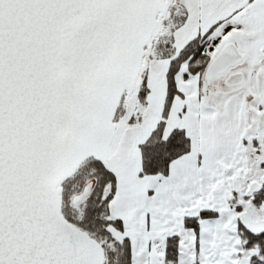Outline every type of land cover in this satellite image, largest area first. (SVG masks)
Listing matches in <instances>:
<instances>
[{"label": "snow or ice", "instance_id": "obj_1", "mask_svg": "<svg viewBox=\"0 0 264 264\" xmlns=\"http://www.w3.org/2000/svg\"><path fill=\"white\" fill-rule=\"evenodd\" d=\"M0 264H264V0H0Z\"/></svg>", "mask_w": 264, "mask_h": 264}]
</instances>
